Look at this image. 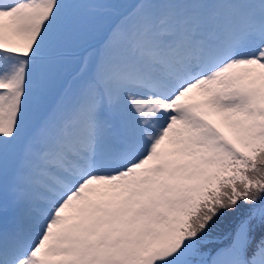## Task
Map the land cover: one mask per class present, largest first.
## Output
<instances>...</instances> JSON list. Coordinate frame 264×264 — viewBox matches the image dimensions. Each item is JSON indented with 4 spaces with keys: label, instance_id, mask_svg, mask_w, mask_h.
<instances>
[{
    "label": "snow or ice",
    "instance_id": "obj_1",
    "mask_svg": "<svg viewBox=\"0 0 264 264\" xmlns=\"http://www.w3.org/2000/svg\"><path fill=\"white\" fill-rule=\"evenodd\" d=\"M213 230L264 264V0H0V264H209Z\"/></svg>",
    "mask_w": 264,
    "mask_h": 264
},
{
    "label": "trees",
    "instance_id": "obj_2",
    "mask_svg": "<svg viewBox=\"0 0 264 264\" xmlns=\"http://www.w3.org/2000/svg\"><path fill=\"white\" fill-rule=\"evenodd\" d=\"M219 230H213L209 236V242L203 245L202 251L205 254V259L208 258L216 249L222 246V242L218 239Z\"/></svg>",
    "mask_w": 264,
    "mask_h": 264
},
{
    "label": "rangeland",
    "instance_id": "obj_3",
    "mask_svg": "<svg viewBox=\"0 0 264 264\" xmlns=\"http://www.w3.org/2000/svg\"><path fill=\"white\" fill-rule=\"evenodd\" d=\"M89 42H90V41H89ZM91 42H93V41H91ZM87 44H88V43H87ZM87 44H85V45H87ZM85 45H84V46H85ZM84 46H83V47H84ZM88 55H89V53H86L84 57H86V56H88Z\"/></svg>",
    "mask_w": 264,
    "mask_h": 264
}]
</instances>
